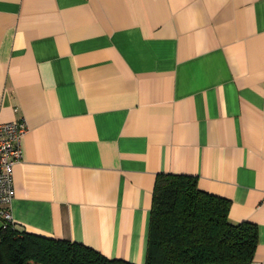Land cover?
<instances>
[{
  "label": "crops",
  "instance_id": "crops-1",
  "mask_svg": "<svg viewBox=\"0 0 264 264\" xmlns=\"http://www.w3.org/2000/svg\"><path fill=\"white\" fill-rule=\"evenodd\" d=\"M23 117L14 223L144 264L155 178L258 229L264 0H0V122Z\"/></svg>",
  "mask_w": 264,
  "mask_h": 264
},
{
  "label": "trees",
  "instance_id": "trees-1",
  "mask_svg": "<svg viewBox=\"0 0 264 264\" xmlns=\"http://www.w3.org/2000/svg\"><path fill=\"white\" fill-rule=\"evenodd\" d=\"M230 201L202 191L195 177L158 174L144 264H252L257 226L229 220ZM0 264H132L86 245L0 221Z\"/></svg>",
  "mask_w": 264,
  "mask_h": 264
},
{
  "label": "built area",
  "instance_id": "built-area-1",
  "mask_svg": "<svg viewBox=\"0 0 264 264\" xmlns=\"http://www.w3.org/2000/svg\"><path fill=\"white\" fill-rule=\"evenodd\" d=\"M28 131L26 120L21 117L12 122H0V221L13 225L9 204L13 199V167L22 157V139Z\"/></svg>",
  "mask_w": 264,
  "mask_h": 264
}]
</instances>
